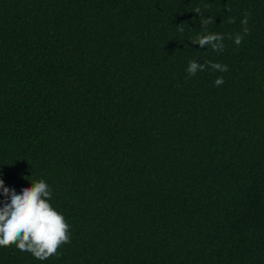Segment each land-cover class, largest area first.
I'll list each match as a JSON object with an SVG mask.
<instances>
[{
  "label": "trees",
  "instance_id": "1",
  "mask_svg": "<svg viewBox=\"0 0 264 264\" xmlns=\"http://www.w3.org/2000/svg\"><path fill=\"white\" fill-rule=\"evenodd\" d=\"M0 173L71 234L0 264H264V0H0Z\"/></svg>",
  "mask_w": 264,
  "mask_h": 264
},
{
  "label": "clouds",
  "instance_id": "2",
  "mask_svg": "<svg viewBox=\"0 0 264 264\" xmlns=\"http://www.w3.org/2000/svg\"><path fill=\"white\" fill-rule=\"evenodd\" d=\"M205 4L204 8L209 7ZM230 11V9H227ZM193 12L200 17V33L191 39V44L202 49H211L214 52H223L225 39H231L239 46L244 37L250 34L248 25L249 13H244L240 21L242 32L234 36H225L222 33L208 31V25L213 24V16L204 17L201 7H196ZM235 17H228V23H235ZM185 23L177 25L179 32L183 33ZM210 67L216 72H227L228 66L219 62L189 60L186 72L195 76L198 72ZM224 79L219 76L214 85L219 87L224 84ZM2 176V173H0ZM53 196L52 188L45 180L33 181L27 188H21L19 193L5 185L0 178V246L16 245L21 252L31 253L35 258L44 261L52 256L59 257L57 251L65 243L71 242L70 225L65 222L62 214L50 205Z\"/></svg>",
  "mask_w": 264,
  "mask_h": 264
}]
</instances>
